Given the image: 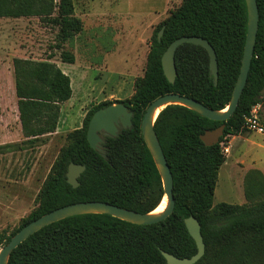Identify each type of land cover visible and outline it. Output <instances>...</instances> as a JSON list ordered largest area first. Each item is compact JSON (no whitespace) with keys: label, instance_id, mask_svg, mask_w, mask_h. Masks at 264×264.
Here are the masks:
<instances>
[{"label":"trees","instance_id":"obj_1","mask_svg":"<svg viewBox=\"0 0 264 264\" xmlns=\"http://www.w3.org/2000/svg\"><path fill=\"white\" fill-rule=\"evenodd\" d=\"M256 3L254 49L232 115L225 121L211 120L185 106L170 104L156 118L154 129L173 178L172 213L145 225L104 213L69 216L42 227L19 243L7 264H167L161 250L177 257H190L196 252L184 224L189 215L198 220L205 245L204 254L194 264H264V200L251 205L213 204L217 173L224 162L220 141L246 129L245 117L261 101L264 90V0ZM73 10L72 0H0V17L48 18L57 25L60 42L82 29V21ZM246 28L245 0H181L153 30L144 73L132 95L94 105L81 127L67 133L69 143L60 150L43 181L37 205L16 229L0 234V247L31 220L70 203L97 200L138 212L154 210L164 193L156 165L142 139L141 119L146 107L160 95L178 93L211 109H223L239 72ZM180 36H198L213 47L218 68L216 84L210 73L208 52L203 46L188 42L175 49L174 82L166 79L161 55ZM59 57L61 62L70 64L75 60L72 53L64 50ZM12 65L18 119L26 141L33 143L55 129L58 104L72 93L70 78L48 60L14 57ZM116 102L124 103L132 112V125L120 129L116 137H105L104 159L87 142V124L95 110ZM220 124L224 128L219 141L205 145L200 135ZM70 162L85 165L77 187L66 181ZM263 179L251 181L252 192L264 188Z\"/></svg>","mask_w":264,"mask_h":264},{"label":"rangeland","instance_id":"obj_2","mask_svg":"<svg viewBox=\"0 0 264 264\" xmlns=\"http://www.w3.org/2000/svg\"><path fill=\"white\" fill-rule=\"evenodd\" d=\"M72 2L82 29L64 42L59 40L57 25L48 18L16 24L13 31L0 35V53L11 55L23 49L33 60L54 62L67 71L72 89L70 98L58 104L55 129L33 143L22 133L13 99L5 105L0 102L1 235L16 229L35 208L43 181L69 143L67 133L81 127L87 111L102 101L132 95L144 73L153 30L181 0ZM63 50L74 55L73 63L60 61ZM260 103L264 121V90ZM220 146L224 162L217 173L213 204L251 205L264 200V188L256 193L250 189L251 181L264 178V135L244 129L223 137Z\"/></svg>","mask_w":264,"mask_h":264},{"label":"water","instance_id":"obj_3","mask_svg":"<svg viewBox=\"0 0 264 264\" xmlns=\"http://www.w3.org/2000/svg\"><path fill=\"white\" fill-rule=\"evenodd\" d=\"M245 3L247 9L245 41L239 72L228 104L221 110H215L205 106L196 99L178 93H166L155 98L146 107L143 113L141 119L142 139L161 178L163 193L166 198L163 209L156 213L153 212L154 210L149 212H138L97 200L79 201L60 206L31 220L15 232L8 242L0 247V264H7L8 257L12 250L31 234L50 223L69 216L84 213H104L130 223L145 225L159 222L172 213L174 207V196L172 193L173 178L154 129V120L156 116H158L159 111L170 104L185 106L211 120L225 121L232 115L246 82L258 28V7L256 0H245ZM162 31L163 26L157 33L158 38L161 36ZM184 42L199 44L206 49L209 55L210 73L213 76L214 84H216L218 68L215 51L207 40L198 36H180L171 41L166 47L161 55L162 71L166 79L170 83H173L175 80L176 68L174 63V52L177 46ZM155 111H157V113L154 116ZM131 117L132 112L122 102L112 103L95 110L88 120L86 129V139L89 146L97 151L104 159H107L104 148L105 137H116L120 129L130 128L132 125ZM223 128L224 124H220L212 130H205L203 134L200 135L201 141L207 146L217 143L219 137L223 134ZM84 169L85 165L70 162L66 170V181L72 187H77L79 185L78 177ZM184 224L189 235L195 242L196 252L190 257H177L167 251L161 250V254L165 258L167 264H194L204 254L205 245L198 220L193 215H189L184 218Z\"/></svg>","mask_w":264,"mask_h":264},{"label":"crops","instance_id":"obj_4","mask_svg":"<svg viewBox=\"0 0 264 264\" xmlns=\"http://www.w3.org/2000/svg\"><path fill=\"white\" fill-rule=\"evenodd\" d=\"M75 10V9H74ZM75 14V13H74ZM54 15V14H52ZM76 16V14H75ZM34 18H38L37 16H20V17H0V35L2 33L11 32L14 29L12 26L16 24L24 25L27 21L32 20ZM4 24L7 28H3L1 25ZM20 29V28H19ZM1 48V47H0ZM20 49V52H16L7 55L6 53H0V102H4L5 105L11 98L13 99L14 107L17 111L18 117V110H17V97L15 95V87H14V72H13V65H12V58L19 57V58H31L25 55V52ZM10 55V56H9ZM33 59V58H31ZM62 72L65 74L67 71L63 70L62 67H59ZM68 75V73H67ZM69 76V75H68Z\"/></svg>","mask_w":264,"mask_h":264},{"label":"built area","instance_id":"obj_5","mask_svg":"<svg viewBox=\"0 0 264 264\" xmlns=\"http://www.w3.org/2000/svg\"><path fill=\"white\" fill-rule=\"evenodd\" d=\"M261 103L254 104L245 117L244 125L247 130L264 135V121L260 117Z\"/></svg>","mask_w":264,"mask_h":264},{"label":"bare ground","instance_id":"obj_6","mask_svg":"<svg viewBox=\"0 0 264 264\" xmlns=\"http://www.w3.org/2000/svg\"><path fill=\"white\" fill-rule=\"evenodd\" d=\"M157 111H155L154 116L156 115ZM165 203H166V198H165V196H163V198L161 199L160 203L157 205V207L154 209L153 212H155V213L156 212H160L163 209Z\"/></svg>","mask_w":264,"mask_h":264}]
</instances>
